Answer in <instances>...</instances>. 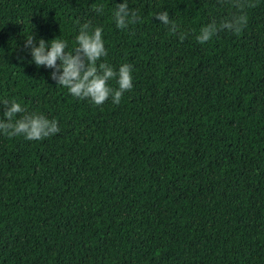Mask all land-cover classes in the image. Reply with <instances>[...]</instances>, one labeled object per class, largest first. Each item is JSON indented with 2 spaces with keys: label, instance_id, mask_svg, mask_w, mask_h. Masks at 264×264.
<instances>
[{
  "label": "trees",
  "instance_id": "16d2710c",
  "mask_svg": "<svg viewBox=\"0 0 264 264\" xmlns=\"http://www.w3.org/2000/svg\"><path fill=\"white\" fill-rule=\"evenodd\" d=\"M119 2L0 0V97L59 126L0 133V264H264V0H129L140 18L117 28ZM233 13L240 31L195 39ZM85 19L102 60L132 65L118 104L73 97L21 47L72 48Z\"/></svg>",
  "mask_w": 264,
  "mask_h": 264
},
{
  "label": "clouds",
  "instance_id": "9594fccd",
  "mask_svg": "<svg viewBox=\"0 0 264 264\" xmlns=\"http://www.w3.org/2000/svg\"><path fill=\"white\" fill-rule=\"evenodd\" d=\"M95 11H100V6ZM154 17L168 26L170 31L176 30L167 9L156 12ZM111 18L117 28H123L140 17L137 10L129 7V0H121L114 4ZM246 22V16L242 13H233L219 22L213 19L199 28L195 39L201 43L207 42L219 29L238 32ZM23 36L21 47L30 56L31 62L37 67L50 68L49 78L73 97L87 99L94 105H100L110 98L113 104H118L122 93L133 86L131 64L121 63L113 67L101 59L107 54L102 27L93 26L88 19L79 23L72 48L61 34L48 41L35 36L32 31ZM24 58V55L19 57L20 60ZM113 79L115 87L110 83ZM0 113V133L8 136L40 140L59 131L55 117L49 119L40 111H28L14 97H0Z\"/></svg>",
  "mask_w": 264,
  "mask_h": 264
}]
</instances>
